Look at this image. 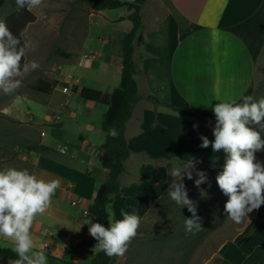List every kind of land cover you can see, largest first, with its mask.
<instances>
[{
	"label": "crops",
	"instance_id": "crops-1",
	"mask_svg": "<svg viewBox=\"0 0 264 264\" xmlns=\"http://www.w3.org/2000/svg\"><path fill=\"white\" fill-rule=\"evenodd\" d=\"M99 13L111 30L105 41L100 40L95 55L79 60L109 76L102 88L80 87L76 80L78 85L66 93L64 86L34 98L15 93L3 98L0 105V115L6 120L32 131L39 129L38 141L49 151L60 140L70 147L67 156H59L61 163L49 158L44 162L41 154L23 149L16 157L38 178L61 182L44 214L57 227L38 217L32 227L33 237L44 252L51 241L49 234H61L71 243L75 240L79 252L89 248L99 251L88 240L91 235L84 228L85 212L107 177L101 164L105 133L100 126L110 94L121 80V40L132 29L128 10L116 17ZM141 14L143 26L134 42V61L141 71L135 76L140 99L125 129L132 155L125 163L120 192L113 197L111 210L116 219L127 212L137 214L142 222L168 191L173 163L193 158L196 169L205 168L223 155L222 151L213 152L211 146L201 148L200 137L214 140L215 104L254 96L264 50V0H147ZM128 22L131 26L128 24L127 31L121 30ZM83 88L103 92L106 100H84L80 96ZM149 96L208 122L201 124L156 104ZM26 140L34 142V135ZM187 180L185 176L183 182ZM76 200L80 202L73 206ZM258 246H264V205L204 264H245L246 256Z\"/></svg>",
	"mask_w": 264,
	"mask_h": 264
},
{
	"label": "clouds",
	"instance_id": "clouds-1",
	"mask_svg": "<svg viewBox=\"0 0 264 264\" xmlns=\"http://www.w3.org/2000/svg\"><path fill=\"white\" fill-rule=\"evenodd\" d=\"M17 11H31L39 8L43 0H15ZM27 44L13 35L5 20L0 19V92L13 95L22 87L19 79L23 74L39 68L35 61L21 65L26 55ZM19 99V97H17ZM215 125L212 128L214 140L201 136V148L211 146L213 152H223L225 162L216 176V183L226 197L225 215L236 224L242 223L254 210L264 205V161L257 160L256 153L264 151V98L258 101L252 96L235 98L215 104L212 107ZM198 127L197 125L193 126ZM107 135L116 138L118 132L111 128ZM196 161L176 162L169 168L173 178L167 195L177 205L186 207L192 214L185 219L188 232L203 230L202 218L197 215V207L188 196L183 182L196 179L194 186L207 182V173L195 168ZM60 180H44L31 174L27 169L8 167L0 170V239L10 242L11 251L17 259L13 264H48L43 246H38L32 227L37 216L44 215L51 207L52 197L60 187ZM108 227L94 223L91 219L89 234L98 242L95 248L108 257H122L129 244L136 237L140 227L137 214L122 212L121 219L115 218L110 205L106 206ZM5 248L8 244L3 245Z\"/></svg>",
	"mask_w": 264,
	"mask_h": 264
},
{
	"label": "rangeland",
	"instance_id": "rangeland-1",
	"mask_svg": "<svg viewBox=\"0 0 264 264\" xmlns=\"http://www.w3.org/2000/svg\"><path fill=\"white\" fill-rule=\"evenodd\" d=\"M15 5V0H0V19L11 13ZM30 12L35 20L27 25L22 34L24 44L28 45L25 61L26 63L35 61L39 64V68L19 78L22 81V87L16 93L22 97L34 98L39 95L34 88L40 82L54 83L56 88L69 86L68 75L78 80L80 87L102 88L103 82L108 80L109 76L97 68L88 67L87 62L79 60L86 54L89 57L95 55L98 46L100 47V40L105 41L111 30L100 13L94 12L78 0H43L39 8ZM103 12L107 16L116 17L127 14V9ZM126 24L121 30L127 31V27L131 26L130 22ZM263 67L264 56L257 68L256 77L259 76V79L262 74L264 75ZM261 80L263 85L259 99L264 98V77ZM13 96L15 93L5 95L0 92V105L3 98L9 99ZM31 134L34 135V142L31 144H39L38 136L41 135L39 129L34 128L32 131L0 115V170L8 167L18 170L26 169L16 157L22 149L21 146L29 143L26 138ZM44 141L47 140L44 139ZM69 152L70 147L60 140L52 151L39 154L43 156L44 162L49 158L61 163L62 159L59 156H67ZM257 160L264 161V151L258 153ZM204 172L207 173V182L200 188L195 187L194 183L190 184L196 177L195 173L192 180L184 182L189 198L196 204L197 212L198 207H201L200 196H208L218 187L217 174L212 171L204 170ZM255 213L256 210L250 213L248 219ZM37 217L46 225L57 227L50 218L44 215ZM191 217L192 214L186 207L177 205L168 197L165 203L154 210L151 209L142 220L136 237L129 244L128 251L124 256L118 257L115 264H204L223 242L232 239L248 221L245 218L242 223L236 224L227 218L219 229L208 235L202 245L192 250L190 246L183 245L184 238H182L185 234H188L190 238L194 235V231L188 232L185 228V219ZM49 237L50 244L45 246L48 263V256H51L57 262L71 261L88 264L95 254V250L90 248L86 252H79V243L75 240L71 243L61 234H49ZM88 240L93 241L92 244L98 243L92 236ZM5 243L8 244L7 248H11L10 242L2 239H0V248H5L3 246ZM56 248L60 250L57 251ZM13 262L6 259L0 260V264H13Z\"/></svg>",
	"mask_w": 264,
	"mask_h": 264
},
{
	"label": "trees",
	"instance_id": "trees-1",
	"mask_svg": "<svg viewBox=\"0 0 264 264\" xmlns=\"http://www.w3.org/2000/svg\"><path fill=\"white\" fill-rule=\"evenodd\" d=\"M80 3L86 5L94 12H101L105 10H116L125 8L130 14L127 16V20L132 23V29L123 36L120 44V58H121V80L120 84L115 87L109 97V106L104 115V119L101 123V130L105 133V141L101 146L102 149V167L107 171L106 180L99 185L96 190L93 202L89 205L86 211V218L84 221V228L89 230V225L85 222L89 219L92 222L101 223L105 227H108V220L106 214V206L112 204V199L120 192V177L125 171V163L131 157L132 152L129 150L127 141L125 138L126 123L133 115V111L136 103L140 97L138 95V86L135 80V76L140 74L141 71L134 61V42L138 38V35L143 26L142 8L146 4L147 0H78ZM3 20L6 21L8 28L21 40V45H24L22 34L27 25L35 20L31 12L27 9L17 11L16 5L11 13L6 15ZM62 54V52H60ZM64 55V54H63ZM66 56V55H65ZM264 56V50L260 57V63ZM25 56L21 61V65L25 64ZM264 70V67H263ZM262 70V73H263ZM264 75H261V79ZM256 77V85L254 89V100H259L263 82ZM56 88L55 84L47 82H40L35 86V91L38 93L49 95ZM77 87L74 89L76 90ZM80 96L88 102L103 103L106 98L104 93L96 91L90 88H83L80 91ZM150 100H153L156 104L163 105L172 109L179 114L194 118L201 124H207V120L190 114L187 111L180 110L178 108L171 107L153 96H149ZM14 122V121H12ZM215 125V122L214 124ZM114 128L118 132V136L113 138L107 133L109 129ZM264 138V133L261 134ZM21 148L25 151L34 153H43L50 150L49 147L42 144L26 143ZM259 153V152H258ZM258 153L256 156L258 157ZM225 162V154L212 165L205 168H198L201 171H212L218 174ZM196 177L190 184L194 183ZM168 192V191H167ZM167 192L159 199V201L153 207L158 208L161 204L165 203L168 199ZM201 207H198L197 215L202 218L201 225L203 230L196 232L190 238L188 234L182 236L184 238L183 245L194 250L196 247L202 245L207 239L208 235L217 229H219L227 220V216L224 213V204L228 197L223 195L219 187H217L208 196H200ZM152 208V210H154ZM150 212V211H149ZM152 212V211H151ZM18 257L11 251V248H0V260H12L14 261ZM48 264H79L71 261L57 262L53 257L48 256ZM118 257H108L103 251H98L89 260L88 264H115ZM245 264H264V246H258L254 251L246 256Z\"/></svg>",
	"mask_w": 264,
	"mask_h": 264
},
{
	"label": "built area",
	"instance_id": "built-area-1",
	"mask_svg": "<svg viewBox=\"0 0 264 264\" xmlns=\"http://www.w3.org/2000/svg\"><path fill=\"white\" fill-rule=\"evenodd\" d=\"M84 57H85V59H89L90 58L89 55H87V54ZM67 78H68L67 82H68L69 86H64L63 87V92H65V93L68 92L69 90H71L76 85V80H74L72 75H68ZM79 202H80V200H76V201H74L72 203V205L76 206V205H78Z\"/></svg>",
	"mask_w": 264,
	"mask_h": 264
}]
</instances>
